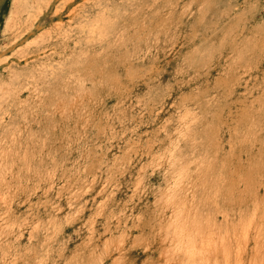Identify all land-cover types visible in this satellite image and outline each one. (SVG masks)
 Instances as JSON below:
<instances>
[{
	"label": "rangeland",
	"instance_id": "374dc122",
	"mask_svg": "<svg viewBox=\"0 0 264 264\" xmlns=\"http://www.w3.org/2000/svg\"><path fill=\"white\" fill-rule=\"evenodd\" d=\"M216 233L212 264H264V0H0V264Z\"/></svg>",
	"mask_w": 264,
	"mask_h": 264
},
{
	"label": "bare ground",
	"instance_id": "6f19581e",
	"mask_svg": "<svg viewBox=\"0 0 264 264\" xmlns=\"http://www.w3.org/2000/svg\"><path fill=\"white\" fill-rule=\"evenodd\" d=\"M36 7H37V5H36ZM28 8V7H27ZM14 16H15V14H14ZM16 18V17H15ZM34 21V20H33ZM59 23V22H58ZM64 24V23H63ZM64 26V25H63ZM114 26V25H113ZM150 26V25H149ZM66 28V27H65ZM68 30V29H67ZM138 30V29H137ZM63 32V31H62ZM64 33V32H63ZM69 33V32H68ZM67 33V34H68ZM138 33H140V32H138ZM40 34V33H39ZM59 35V34H58ZM61 36V35H60ZM59 36V37H60ZM139 36V35H138ZM177 36V35H176ZM66 38V37H65ZM68 38V37H67ZM148 39V38H147ZM27 40V39H26ZM67 40V39H66ZM121 41V40H120ZM49 42V41H48ZM74 43V42H73ZM59 44V43H58ZM72 44V43H71ZM59 47V46H58ZM146 47V46H145ZM67 48V47H66ZM13 49V48H12ZM66 50V49H65ZM64 50V51H65ZM146 50V49H145ZM48 52V51H47ZM39 54V53H38ZM143 54V53H142ZM40 56V55H39ZM60 55H58L57 54V57H59ZM251 56H252V54H251ZM161 57V56H160ZM30 59V58H29ZM18 60H19V58H18ZM25 61V60H24ZM126 62V61H125ZM56 63V62H55ZM60 64V63H59ZM73 64H75V63H73ZM252 64V63H251ZM94 65V64H93ZM79 66V65H78ZM41 68V67H40ZM36 71V70H35ZM65 71V70H64ZM67 71V70H66ZM98 71V70H97ZM74 72V71H73ZM96 72V71H95ZM75 73V72H74ZM73 73V74H74ZM58 74V73H57ZM45 75H46V73H45ZM63 76V75H62ZM58 77V76H57ZM107 77V76H106ZM72 78V77H71ZM54 82V81H53ZM60 82V81H59ZM237 82V81H236ZM56 84V83H55ZM105 86V85H104ZM113 89V88H112ZM116 89V88H115ZM42 90V89H41ZM49 95V94H48ZM118 95V94H117ZM20 96V95H19ZM23 97V96H22ZM257 100H258V98H257ZM131 102V101H130ZM255 102V101H254ZM52 104V103H51ZM253 104V103H252ZM254 105V104H253ZM126 106H127V104H126ZM144 107V106H143ZM120 109V108H119ZM123 110V109H122ZM255 110V109H254ZM259 110V109H258ZM58 111V110H57ZM260 111V110H259ZM126 112V111H125ZM258 115V114H257ZM103 116V115H102ZM144 116V115H143ZM5 118V117H4ZM258 122V121H257ZM135 124V123H134ZM49 128V127H48ZM133 128V127H132ZM126 129H128V128H126ZM84 131V130H83ZM50 133V132H49ZM124 133V132H123ZM45 134H47V133H45ZM85 134V133H84ZM87 134V133H86ZM178 134H179V132H178ZM128 137V136H127ZM120 138V137H119ZM133 138V137H132ZM178 140V139H177ZM120 141V140H119ZM179 141V140H178ZM140 142V141H139ZM136 145V144H135ZM143 147H144V145H143ZM152 147V146H151ZM154 147V146H153ZM219 148V147H218ZM129 149V148H128ZM127 149V150H128ZM212 149V148H211ZM118 150V149H117ZM139 150V149H138ZM119 151V150H118ZM148 151V150H147ZM194 151V150H193ZM218 151H219V149H218ZM223 151V150H222ZM134 153V152H133ZM137 153V152H136ZM147 153V152H146ZM186 153V152H185ZM206 153V152H205ZM118 154V153H117ZM141 155V154H140ZM154 155V154H153ZM212 155V154H211ZM114 156V155H113ZM137 156V155H136ZM142 156V155H141ZM156 156V155H155ZM217 156V155H216ZM130 157H131V155H130ZM140 157V156H139ZM178 157V156H177ZM151 159V158H150ZM152 160V159H151ZM215 161V160H214ZM217 161V160H216ZM215 161V162H216ZM218 162V161H217ZM148 163V162H147ZM166 163V162H165ZM66 166V165H65ZM93 166V165H92ZM100 166V165H99ZM223 166V165H222ZM71 168V167H70ZM100 168V167H99ZM68 170V169H67ZM153 170V169H152ZM72 171V170H71ZM91 171V170H90ZM94 172V171H93ZM90 173V172H89ZM183 173H185V172H183ZM187 173V172H186ZM185 173V174H186ZM218 174V173H217ZM216 175V174H215ZM217 176V175H216ZM214 178V177H213ZM214 180H215V178H214ZM86 181V180H85ZM91 182V181H90ZM180 184V183H179ZM101 186V185H100ZM179 186V185H178ZM102 187V186H101ZM229 190V189H228ZM242 192V191H241ZM84 199V198H83ZM227 200V199H226ZM170 206H171V204H170ZM175 206V205H174ZM262 210V209H261ZM177 211L175 210V211H173V213H176ZM171 213V212H170ZM118 214V213H117ZM169 214V213H168ZM179 214V213H178ZM85 216V215H84ZM164 216V214H160V219H161V217H163ZM174 216H176V214H174ZM253 216H254V214H253ZM253 218H255V217H253ZM112 220V219H111ZM176 220H178V217H176ZM248 220V219H247ZM244 221V220H243ZM175 222V221H174ZM174 222H173V220H172V214H171V221H170V223H172L173 225H171V226H168V227H166V233L167 234H170V232L172 231H174L175 230V224H174ZM6 224V223H5ZM7 225V224H6ZM5 225V226H6ZM8 225H10V224H8ZM13 226V225H12ZM14 227V226H13ZM122 228V227H121ZM177 229V228H176ZM192 229H193V227H192ZM12 231V230H11ZM20 233V232H19ZM28 233V232H27ZM48 233V232H47ZM122 233V232H121ZM198 233H200V232H198ZM197 233V234H198ZM211 233V232H210ZM17 235V234H16ZM23 237V236H22ZM124 237V236H123ZM219 238H221V235L220 234H218V233H216V235H215V237H212L211 239H208V241H206L205 243H204V245H202V247H201V249H198L197 251L196 250H192L191 248L190 249H188L189 247H185V245L184 246H177L176 247V250L175 251H178V250H183L186 254H188V256H190V260L186 263V264H199V261H201V263L202 264H212V262L215 260H217V258H215V256H214V252L215 251H217V249H218V247H219V245H222V238L220 239V241H219V243L217 242V243H215V241H218V239ZM44 241V240H43ZM65 245V244H64ZM44 246V245H43ZM48 249V248H47ZM196 253H199L198 255H196ZM209 253V254H208ZM208 254V255H207ZM10 256V255H9ZM8 256V257H9ZM176 255L174 254V257H175ZM199 260V261H198ZM226 262L227 263H229V260L226 258ZM23 263V262H22Z\"/></svg>",
	"mask_w": 264,
	"mask_h": 264
}]
</instances>
